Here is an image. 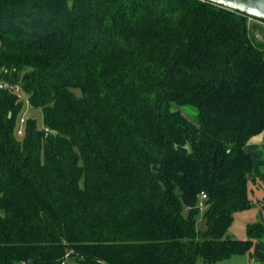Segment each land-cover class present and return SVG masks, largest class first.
I'll return each instance as SVG.
<instances>
[{
	"label": "trees",
	"instance_id": "obj_1",
	"mask_svg": "<svg viewBox=\"0 0 264 264\" xmlns=\"http://www.w3.org/2000/svg\"><path fill=\"white\" fill-rule=\"evenodd\" d=\"M249 18L205 0H0V81L22 89H0V264L249 254L264 224L226 237L252 206L246 146L264 134Z\"/></svg>",
	"mask_w": 264,
	"mask_h": 264
},
{
	"label": "crops",
	"instance_id": "obj_2",
	"mask_svg": "<svg viewBox=\"0 0 264 264\" xmlns=\"http://www.w3.org/2000/svg\"><path fill=\"white\" fill-rule=\"evenodd\" d=\"M246 151L252 155L254 161V169L249 176V197L252 206L235 215V219L239 214L245 219L243 229H240L243 233L240 232L239 238L233 237L236 240L247 238L249 224L256 222L264 224V134L253 137L247 144ZM229 238L232 239V237ZM215 264H264V235L254 241L249 254L233 256Z\"/></svg>",
	"mask_w": 264,
	"mask_h": 264
},
{
	"label": "rangeland",
	"instance_id": "obj_3",
	"mask_svg": "<svg viewBox=\"0 0 264 264\" xmlns=\"http://www.w3.org/2000/svg\"><path fill=\"white\" fill-rule=\"evenodd\" d=\"M251 27L258 32L259 30L263 29L264 30V24H260L258 22L255 21H250ZM258 37L259 39L262 41L263 37L262 35H260V33H258ZM183 112L191 118H194L196 112L193 108L191 107H183ZM22 117H24L25 119H34L38 122L39 127H43V115H42V111L40 109H33L29 106L28 103H26L25 108H24V112L22 114ZM25 126V123H24ZM20 128H22V126H20ZM202 213L198 216V228L199 230L205 232L207 230V226L205 224V222L202 219ZM243 215H237L235 222L233 224V226L231 227L232 229H230L227 234L226 237H232V239H235L233 237L239 238L240 232L243 233V230L240 231V229H243V223L245 221L244 217H242Z\"/></svg>",
	"mask_w": 264,
	"mask_h": 264
},
{
	"label": "water",
	"instance_id": "obj_4",
	"mask_svg": "<svg viewBox=\"0 0 264 264\" xmlns=\"http://www.w3.org/2000/svg\"><path fill=\"white\" fill-rule=\"evenodd\" d=\"M216 5L245 14L253 19L264 21V0H205ZM188 153V147H180Z\"/></svg>",
	"mask_w": 264,
	"mask_h": 264
},
{
	"label": "built area",
	"instance_id": "obj_5",
	"mask_svg": "<svg viewBox=\"0 0 264 264\" xmlns=\"http://www.w3.org/2000/svg\"><path fill=\"white\" fill-rule=\"evenodd\" d=\"M249 20H250V21L258 22V23H260V24H264V22L259 21V20H255V19H253V18H249ZM0 89H10V90L14 91L15 93L19 94L20 96H22V95H21V90H22V89H21V86H20V85H13V84H11V83H9V82H6V81H0ZM20 123H21L22 128H20V129L18 130V134H19V135H23V134H24V129H23V127H24V123H26L25 119L22 118L21 121H20ZM43 130L45 131L46 136H47V135H50V134H56V132H55L54 130H51V129L48 128V127H43ZM207 199H208V195H207L205 192H203V193L201 194V206H203V202H204L205 200H207Z\"/></svg>",
	"mask_w": 264,
	"mask_h": 264
}]
</instances>
